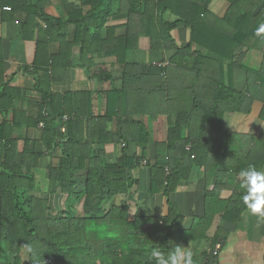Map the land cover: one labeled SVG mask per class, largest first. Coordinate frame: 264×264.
<instances>
[{"label": "trees", "instance_id": "16d2710c", "mask_svg": "<svg viewBox=\"0 0 264 264\" xmlns=\"http://www.w3.org/2000/svg\"><path fill=\"white\" fill-rule=\"evenodd\" d=\"M42 1L6 2L11 7V13L26 15L21 23V37L31 40L36 28L41 29L37 24L40 19L45 23V33L50 39L54 34L57 40L63 41L66 39L65 25L74 24L75 36L67 43L69 49L65 68L72 66L71 49L78 46L82 66L88 75L96 79L104 75L102 79L110 80L112 76L108 72H101L100 75L93 73V57L102 53L118 56L119 39L115 36L118 25L107 24L120 9L122 0H61L68 16L65 21L47 15L41 6ZM128 2L127 19L123 25L126 29L124 48L137 50L139 38L145 36L150 40L151 56L160 51L175 50L176 53L164 66L118 62L122 69V88L113 86L106 93V110L98 118L91 119L89 115L87 133L82 123L85 115L69 107L76 97H85L88 93L46 95L48 101L36 123H43L41 141L49 149L59 147L61 150L59 166L48 169L49 193H61L68 197L67 208L59 217L48 216L47 200L29 193L33 187L31 170L43 155L30 148V141L26 139L23 140L22 150H17L19 140L12 138L11 131L14 125H19L18 122L3 121L0 124V264H155L150 259L153 249L164 253L172 243L184 242L183 217L170 195L181 181L189 178L192 168L204 166L208 170L210 163L215 172H229L220 169L226 165H236L237 173L249 165L259 170L263 168L264 140L224 133L222 117H219L224 110L249 113L256 99L263 103L261 118L264 119V52L258 68H251L244 62L245 49L256 45V42L264 43L256 34V30L264 24V5L253 13L262 0H234L223 17L209 10L211 0ZM87 5L90 9L84 13L83 7ZM179 27L190 29L189 43L180 48L171 34ZM47 44V41H37L35 64L43 60ZM193 46L226 59L229 70L234 66L246 70L249 86L253 84L258 88L255 89L257 92L253 94L255 90L252 86L246 94L237 92L230 85V77L229 85L225 86L219 82L218 76L215 81V71L204 74L203 68L208 62L204 65L203 60L209 59L198 55V50L191 51ZM190 57L194 58L193 66L185 67L187 71L181 66L185 74L175 75L173 65L180 67L178 61L187 63ZM44 62L42 65L46 71L51 68L53 72L55 57L47 54ZM193 84L205 85L213 100L210 114H200L199 119L194 116V113H199L198 107L182 106L178 102L182 95L185 97L195 92L193 88H188ZM0 87V107L7 112L13 106L1 101V95L4 96L6 91L2 90L3 86ZM134 87L148 96L149 109L146 113L153 112L154 105L150 102L154 101L156 91L162 90L163 104L158 102V108L162 106L167 114H176L175 120L169 124L165 141L153 140L150 131L133 119L129 99ZM213 114L218 116L207 120ZM66 117L68 119L64 121ZM113 121L117 125L115 132L110 127ZM91 122H94L93 126ZM61 124L65 125V132H61ZM138 130L139 133H136ZM236 136L244 138L245 145L239 146L243 139ZM247 142H250V147L246 146ZM111 143L125 144L113 162L107 160L104 149L97 147ZM150 143L155 144L153 161L146 155ZM131 146L140 149L141 153L132 151ZM187 146H190L189 150ZM143 160H147L146 166L150 171L149 193L163 192L167 198L169 211L166 216L130 217L126 201L120 205L115 203L117 196H127L137 185L138 180L132 176V170L139 168ZM166 167L170 168L169 175L165 174ZM80 172L84 174L82 182L76 177ZM214 177H218V173ZM233 188L226 207L230 215L226 210L223 215L226 221L239 220L246 207L242 203L243 192L239 184ZM74 195L77 200H82L81 215L75 214L70 207L69 198ZM224 235L218 230L212 240L213 246L222 243L220 238ZM23 250H27V262L23 260Z\"/></svg>", "mask_w": 264, "mask_h": 264}, {"label": "crops", "instance_id": "0c3cea01", "mask_svg": "<svg viewBox=\"0 0 264 264\" xmlns=\"http://www.w3.org/2000/svg\"><path fill=\"white\" fill-rule=\"evenodd\" d=\"M7 1L12 0H0V60H2L0 62L2 63L0 64V86H3L2 90L6 91L4 96L1 95V101L4 104L11 103L13 107L8 109L7 112L0 107V124L3 121H10L11 123L14 120V122H18L19 125H14L11 131L12 138L19 140L17 150H22L23 140L26 139L30 141V148L43 155L37 166L31 170L33 187L29 193L34 197L47 200L48 216L59 217L67 208L68 197L61 193H49L48 169L49 167L59 166L61 150L59 147L49 149L48 145L41 141L43 123L41 121L36 123L40 112H44L43 106L48 101L46 95L64 94L66 92L88 93V96L83 97V95H80L76 97L77 99L69 107L74 112L85 115L82 118V123L84 132L87 133L89 115L91 119L98 118L106 110V93L113 86L117 89L122 88V69L118 66V62H137L142 66L156 63L164 66L170 63L169 59L176 52L175 50L160 51L158 54L151 56L149 53L150 40L145 36L139 38L137 50H126L124 48L126 29L123 25L127 19L126 13L130 3L129 0H122L120 9L113 14L107 24V26L118 25L115 30V36L119 39L118 56H106L102 53L95 54L93 57V73L100 75L101 72H108L112 77L110 80H106L102 79L104 75H100L101 78L96 79L90 77L85 67L82 66L78 46H73L71 49L70 60L72 66L65 68L69 49L67 43L71 42L75 36L76 26L74 24L67 23L65 25L66 39L62 41V39L57 40V35L54 34H51L53 39H50L49 35L45 33V23L38 19L37 24H40L41 29L36 28L33 38L25 40L21 37V23L25 20L26 15L22 12L11 13V9H6V7H10L6 3ZM70 1L77 2V0ZM233 2L234 0H211L208 8L218 17H223ZM263 5L264 0L254 9L253 13H256ZM41 6L49 16L63 21L68 18L61 0H43ZM89 9V5L84 6V13ZM171 34L179 48L189 43L190 29L179 27L173 30ZM104 35L105 31L102 32V36ZM259 37L264 40V33L260 34ZM37 41H47L48 44L46 45L45 54H42L43 60L35 64ZM255 44H252L251 48L245 49L244 62L251 68L256 69L261 65L264 43L256 42ZM194 50L200 51L198 55L202 54L209 59V61L203 60L204 65L208 62L203 68V73L208 74L215 71V81L218 76L219 82L228 86L230 77V85L233 86V89L245 94L250 86H252V90L258 89L253 84L249 86L247 71L243 68L234 66L229 70V62L226 59L213 52H207L198 46H193L191 51L194 52ZM47 54L53 55L56 59V67L53 72L51 68H47L46 71V68L42 65L45 64ZM193 61L194 58L192 57L189 58V62L187 60V63L184 60L178 61L177 64L180 67L173 65L175 68L174 74L181 76L185 74L182 67L187 71L188 68L185 67H192ZM262 74H264V71H262ZM195 85H190L188 88L190 90L193 88L195 92H204L208 96L207 100L211 106L213 100L207 87L205 85ZM130 92L129 102L132 108L130 107L129 111L132 113L133 119L143 124L150 131L153 140L165 141L169 124L175 120L176 114L174 112L167 114L162 106L158 108V102L163 104L162 90L156 91L154 101L150 102L154 105V110L151 113H146L149 109L148 96L138 91L136 87ZM256 92L257 90L253 94ZM182 96L178 98V102L179 105L183 106L188 99L186 96ZM194 99L197 100V97H194ZM190 105L198 107L197 101L187 104V106ZM262 108V101L255 99L249 113L224 110L222 114V131L229 135H245L247 138L254 137L256 140H264V119L261 118ZM203 113L204 110H199V113H194V116L199 119L200 114ZM67 119V117L64 118V121ZM93 125L94 122H91V126ZM78 126L80 125L78 124ZM110 127L115 132L117 130L116 121H113ZM60 130L61 132L66 131L64 124H61ZM136 133H139V130ZM242 139L243 143H240L239 146L246 142L244 138ZM123 144L111 143L97 147L104 149L107 160L113 162L120 155V151L124 147ZM249 144L250 142H247L246 146L250 147ZM154 147L155 144L150 143L146 148L147 159L151 161H153ZM186 149L189 150L190 146H187ZM131 150L141 153V150L137 147L131 146ZM208 160L209 158H207ZM226 166L220 169L229 172H215L211 163L208 170L204 166H195L192 168L189 178L181 181L175 191L171 193L170 199L175 203L178 213L183 217L181 228L184 231V242L172 243L168 246L167 251L162 254L167 255L176 245H180L192 252L197 264H264V217L251 214L245 207L239 220L226 221L223 218L225 210H228L226 207L233 194V187L239 184L238 173L235 172L236 165ZM262 170H264V165ZM215 173H218V177H214ZM83 175L82 172L76 174L79 182L83 181ZM132 176L138 180L137 185L127 196H117L115 203L120 205L126 201L129 205L128 213L130 217L135 215L166 216L169 211L166 196L163 192L150 194L148 191L150 186L149 167L142 164L139 168L132 170ZM69 200L74 213L81 215L82 200H77L75 195L71 196ZM227 213L230 215L228 211ZM218 230L225 233V237L221 236V249L217 255H213L218 243L213 246L212 240L217 236Z\"/></svg>", "mask_w": 264, "mask_h": 264}, {"label": "clouds", "instance_id": "9594fccd", "mask_svg": "<svg viewBox=\"0 0 264 264\" xmlns=\"http://www.w3.org/2000/svg\"><path fill=\"white\" fill-rule=\"evenodd\" d=\"M262 33H264V24L256 30L258 36ZM238 177L239 187L243 192L241 197L243 205L251 214L264 217V170L249 165L239 171ZM150 259L155 264H197L192 252L180 245H176L167 255L153 249Z\"/></svg>", "mask_w": 264, "mask_h": 264}, {"label": "rangeland", "instance_id": "374dc122", "mask_svg": "<svg viewBox=\"0 0 264 264\" xmlns=\"http://www.w3.org/2000/svg\"><path fill=\"white\" fill-rule=\"evenodd\" d=\"M194 97H197V100H195ZM186 98L188 99V100H186V101H187L186 104L189 105V104H192V103H194L195 101H197V104H198V111H199L200 109H203V110H204V113H203V114H205V116H207V115L210 114V112H209V110H210V105H209L208 100H207V99H208V96H207L204 92H191V93H189V94L186 96ZM190 106H191V105H190ZM203 114H202V116H203ZM214 116H218V115L213 114V115L209 116V117L207 118V120H210V119L213 118ZM219 117H223V116H219ZM151 135H152V134H151ZM22 255H23V260H24V262H27V261H28V259H27V256H28L27 250H23Z\"/></svg>", "mask_w": 264, "mask_h": 264}, {"label": "built area", "instance_id": "2783aa9c", "mask_svg": "<svg viewBox=\"0 0 264 264\" xmlns=\"http://www.w3.org/2000/svg\"><path fill=\"white\" fill-rule=\"evenodd\" d=\"M6 9L10 10L11 8H10V7H6ZM41 125H42V124H41ZM123 146H124V144H123ZM146 163H147V160H143L142 164L146 165ZM165 171H166V174H169V173H170V169H169L168 167L165 169ZM220 249H221V244L218 243V244L216 245V247H215V250L213 251V255H217V254H218V251H219Z\"/></svg>", "mask_w": 264, "mask_h": 264}]
</instances>
